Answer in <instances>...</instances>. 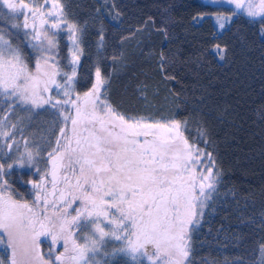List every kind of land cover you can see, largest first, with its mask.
<instances>
[{"label": "trees", "instance_id": "obj_1", "mask_svg": "<svg viewBox=\"0 0 264 264\" xmlns=\"http://www.w3.org/2000/svg\"><path fill=\"white\" fill-rule=\"evenodd\" d=\"M60 3L68 22L82 29L76 93L91 88L99 67L107 102L116 113L148 122L179 120L181 135L212 154L210 164L219 179L189 228L190 264H264V17L233 14L229 6L204 0ZM214 13L231 16L220 31ZM2 30L25 54L28 44L21 35ZM217 44L224 49L223 59L215 52ZM66 46L59 33L60 59ZM162 56L171 66L161 68ZM165 72L175 79H166ZM10 111L0 97V120L8 117L13 146L0 152V163L11 193L32 201L31 181L39 182L51 167L48 152L57 140L66 141L53 110L39 111L27 121L9 117ZM26 150L33 155L29 167L17 159L21 153L27 157ZM44 238L43 254L48 256L50 246L62 251V244L53 246ZM115 245L109 241L108 251ZM10 256L7 244L0 243V261L11 264ZM98 258L133 264L124 255Z\"/></svg>", "mask_w": 264, "mask_h": 264}, {"label": "snow or ice", "instance_id": "obj_2", "mask_svg": "<svg viewBox=\"0 0 264 264\" xmlns=\"http://www.w3.org/2000/svg\"><path fill=\"white\" fill-rule=\"evenodd\" d=\"M226 2L234 5L233 14L242 10L249 17H264V0ZM0 5L14 14L27 10L34 18L39 16L42 25L67 31L71 45L70 71H62L56 33L39 30L34 20L33 69L21 50L0 34V97L11 101L9 107L69 105L75 110L74 116L64 115L65 122L71 121V136L60 129L66 142L57 140L48 152L51 167L32 184L35 200L31 205L13 199L5 165L0 163V243L11 249V264H109L98 257L117 255L133 264H190L189 226L193 217L202 215L219 179L211 166L212 154L181 135L179 120L130 122L116 113L107 102L106 80L99 67L91 88L71 98L83 55L82 29L68 22L60 0H43V5L39 0H0ZM28 19L25 14V28ZM224 27L221 23L220 28ZM223 51L215 45L220 59ZM164 59L162 69L171 66ZM164 75L175 79L167 72ZM49 85L62 89L64 99L45 95L52 91ZM26 155L31 162L32 153L26 150ZM42 236H50L53 244L62 241L63 251L53 252L50 246L46 258L40 252ZM109 241L119 242L111 252Z\"/></svg>", "mask_w": 264, "mask_h": 264}, {"label": "rangeland", "instance_id": "obj_3", "mask_svg": "<svg viewBox=\"0 0 264 264\" xmlns=\"http://www.w3.org/2000/svg\"><path fill=\"white\" fill-rule=\"evenodd\" d=\"M204 1L205 2H208V3H211L213 5L229 6V7H231V8L234 9V5L228 4L226 2V0H204ZM257 2H258V0H257ZM25 11H27V10H22V11L17 12V13L14 14V13H11L3 5H0V34L4 35L5 36V39H7L13 45V47H16V46L8 38V36L6 35V33H4V31L2 30V28H6L7 30L9 29L12 33H15L17 35H21L22 39L25 40L26 44H28L27 51L25 52V54L23 52L22 53L24 54L25 60L28 62L29 67L34 69L35 63H36L37 53L30 46L31 44L36 43V41H32L31 40V33H32V30H33L32 29L33 21L31 22L30 19H28V25H29V27L28 28L23 27V25L25 23V21H24V12ZM239 12H241L242 14L248 16L242 10H240ZM27 15H29V14L27 13ZM257 17H259V16H257ZM257 17H251V18H257ZM32 18H34V17H32ZM53 18L54 17H48V19H53ZM230 19H231V16L228 15V14H222V13H214V14H212V20H213L214 26H215V28H216L217 31H220L221 30V28H220V24L221 23H223L224 25H226L230 21ZM35 24H36L37 28L39 30H41V31H43L44 29H47L49 31V33H56L57 39H58L59 33H63L64 34V37H65L66 42H67V46H66V56H65L64 60L63 59H60L59 57H58V59H59V62H60V66H61L62 71H70L71 65H69L68 62H69V60L71 58L69 56V48H70L71 45H70V41L68 40V33H67V31H58L56 29L50 28L49 25H46V24L45 25H42L41 22H40V18H37V17L35 19ZM13 25H18V26L17 27H14ZM61 28L62 29L65 28V25L61 24ZM65 65H68L69 68L65 67ZM56 79L58 81H62L63 80V77L62 76H57ZM75 80H76V77H75ZM49 88L52 89V91L49 92V93H46L45 95H52L53 97H55L57 99H64L63 90L62 89H56L53 85H49ZM77 94L83 96V93H76L75 91H73L72 94H71V98L72 99H75V97H76ZM4 100L6 101L7 107L8 108H11V111L8 112L9 117L13 115L12 116L13 118H16V119L21 120V121L22 120L23 121H27V119H30L31 117H33L34 114H36L39 111H45L46 109L53 110L55 112V114L57 115V121L59 122V127H58L59 130L61 128H63V126H65L63 128L64 131H65V133L67 135H69V136L71 135V129H72L71 121L70 120L67 121V122L64 121V115H72V116L75 115L74 108L70 107L69 105H64L63 107H61L60 105H57L56 108H53L50 105H44L43 107L36 108V107H33L31 104L21 105V104L17 103L14 107H9V105L11 104V101L6 100V99H4ZM48 114L49 113L47 112V115ZM3 118L0 120V152L2 151L1 154L4 153L3 151H5V149H7V152H10L11 151L10 148L13 147L12 144H11V142H10V139L7 137L8 136L7 135V133H8V120H7L8 117H7V119H6V117H5V119H3ZM129 121L130 122H133V121L148 122V121H145V120H133V119H129ZM150 122H152V121H150ZM34 126H36V123H34ZM139 139L143 140V137H140ZM19 155H21V157L18 156L17 159L23 158L22 159L23 165H25V167H27V166L29 167V161H28L27 157L24 156L22 153L19 154ZM6 169H7V167H6ZM213 171H214V169H213ZM33 182H35V181H31V186H32ZM7 187L9 188L8 184H7ZM32 188H33V186H32ZM32 191H33V194H32V199L33 200L32 201L31 200L22 199V197L19 196V195H18V197H15L11 193V191H10V194L12 195L13 199L19 200L21 202H27L29 205H31L33 203V201L35 200V190H34V188H33ZM206 191H210V190H207L206 189ZM205 202H206V200H205ZM74 207H75V205H74ZM47 214L49 216L52 215V210H51L50 206H49V209L47 210ZM199 216L193 217L194 223L192 225L195 224V221H197V219H198ZM192 225H190L189 228ZM43 237L44 236L40 237V240ZM4 238H5V240L7 239L6 237H4ZM44 239H46V240L49 239L50 240L49 241L50 244L53 245V246L58 245L59 243L62 244V241H59L56 244H53L52 239H51L50 236L45 237ZM112 242L113 243H116V245L119 244V242H117V241H112ZM61 250L63 251V249H61ZM10 251H11V249H10ZM40 252H41V250H40ZM41 254L44 255L47 258V256L45 254H43V252H41Z\"/></svg>", "mask_w": 264, "mask_h": 264}, {"label": "flooded vegetation", "instance_id": "obj_4", "mask_svg": "<svg viewBox=\"0 0 264 264\" xmlns=\"http://www.w3.org/2000/svg\"><path fill=\"white\" fill-rule=\"evenodd\" d=\"M26 2H31V0H26ZM39 3H40L41 5H43V0H39ZM25 14H27V11L24 12V15H25ZM28 16H29V19H30L31 22L34 21V20L36 19V17H35V18H32L31 14H29ZM37 18H40V17L37 16ZM54 18H55V17H54ZM54 18H53V19H54ZM49 179H50V178H49ZM30 184H31V183H30ZM45 187H47V188L50 189V188H51V185H50V184H46ZM34 190H35V189H34ZM49 199H52V197L50 196ZM50 208H51V207H50Z\"/></svg>", "mask_w": 264, "mask_h": 264}]
</instances>
